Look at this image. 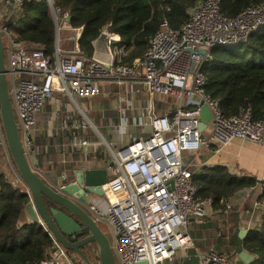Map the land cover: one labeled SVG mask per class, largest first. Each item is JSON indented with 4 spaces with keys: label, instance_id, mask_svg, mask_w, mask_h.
Here are the masks:
<instances>
[{
    "label": "built area",
    "instance_id": "2783aa9c",
    "mask_svg": "<svg viewBox=\"0 0 264 264\" xmlns=\"http://www.w3.org/2000/svg\"><path fill=\"white\" fill-rule=\"evenodd\" d=\"M29 1L0 0L5 7L16 8ZM47 1L56 25L52 59L42 46L16 41L4 25L0 28L6 40L7 79L24 150L29 158L35 152L38 116L55 93L74 102L91 100L101 96L104 82L122 84L138 79L147 93L173 99V109L146 124L148 136L114 152L115 165L102 187L104 195L101 201L92 199L87 211L112 237L117 264H176L182 252L195 247L191 225L205 223L213 206L212 199H197L192 168L199 163L187 156L203 149L220 153L235 140L264 146V121L254 120L250 109L238 116H224L206 93L203 70L214 49L244 45L264 29V5L228 18L222 13L221 0H200L180 31L163 21L144 55L124 63L128 51L120 45V35L104 28L95 42L96 53L88 58L79 45L83 28L72 27L68 13L56 8L53 0ZM62 32L68 35L62 36ZM64 44L72 48L66 51ZM203 105L212 113L209 134L199 128ZM78 129L86 131L89 125L84 123ZM0 135L7 150L1 120ZM80 144L89 142L80 137ZM7 164H13L8 150L5 159H0V173ZM20 183L13 187L29 194L22 179ZM231 208L226 203L225 213ZM68 256L58 246L37 264H63V258L72 264ZM195 257L199 264H231V256L214 249L196 252Z\"/></svg>",
    "mask_w": 264,
    "mask_h": 264
},
{
    "label": "trees",
    "instance_id": "16d2710c",
    "mask_svg": "<svg viewBox=\"0 0 264 264\" xmlns=\"http://www.w3.org/2000/svg\"><path fill=\"white\" fill-rule=\"evenodd\" d=\"M56 8L70 16L74 28H83L79 41L82 53L91 58L95 42L104 28L121 37L128 51L124 63L142 57L161 23L167 20L175 31L190 21L200 0H53ZM264 0H221L225 17L235 18ZM13 15L4 27L19 42L42 46L51 59L56 50V25L47 0H32L23 7L9 6ZM244 49V51H243ZM204 66L206 93L226 117L250 109L254 120L264 121V29L244 45L220 47ZM197 199H212L213 211L242 191L259 188L258 202L264 204V180L233 175L227 167H203L193 175ZM30 199L0 173V264H37L53 250L55 242L41 224H21ZM111 240V239H110ZM243 248L254 256L252 264H264V215L259 226L249 231ZM97 250L93 245L90 252ZM193 261L185 264H192Z\"/></svg>",
    "mask_w": 264,
    "mask_h": 264
},
{
    "label": "crops",
    "instance_id": "0c3cea01",
    "mask_svg": "<svg viewBox=\"0 0 264 264\" xmlns=\"http://www.w3.org/2000/svg\"><path fill=\"white\" fill-rule=\"evenodd\" d=\"M12 15L13 11L8 9L5 19ZM71 48V44H64L66 51ZM126 93L134 97L129 107L125 99L122 100ZM159 99L161 100H157L156 95L147 93L144 82L138 79H130L122 84L104 82L101 84V96L91 100L74 102L62 94H53L46 101L37 119L34 131L35 152L30 156L31 165L41 174L54 173L56 177L72 178L74 172L82 168L107 169L110 177V168L115 163L114 152L148 136L150 129L147 125V133L138 130L144 128V121L148 120L145 123L147 124L151 118L164 115L176 104L171 98L168 101L164 97ZM92 112L100 113L91 117ZM84 123L89 125L95 136L78 129ZM210 128L211 121L204 133L209 134ZM80 137L86 139L89 144L82 146ZM7 150L5 145L0 147V159H5ZM196 156L197 160H192L199 163L200 169L224 166L233 175L251 177L259 181L264 179V146L235 140L220 153H215L213 149H203ZM187 159L191 160L190 157ZM1 173L12 185L21 186L14 163L7 164ZM46 181L50 179L46 177ZM253 191V194L251 189L242 191L231 198L228 201L232 207L229 212L212 210L205 223H193L190 232L195 247L189 252H182L176 264L191 261L194 262L192 264H199L198 258L195 257L196 252H206L210 249L228 254L234 264H244L234 256L239 231L248 230L249 233L261 224L264 215V204L258 202L261 191L259 188H254ZM95 200L98 202L101 198L93 201ZM21 224H30L25 213ZM190 255L193 258H188Z\"/></svg>",
    "mask_w": 264,
    "mask_h": 264
},
{
    "label": "water",
    "instance_id": "95a60500",
    "mask_svg": "<svg viewBox=\"0 0 264 264\" xmlns=\"http://www.w3.org/2000/svg\"><path fill=\"white\" fill-rule=\"evenodd\" d=\"M7 74L6 46L0 32V120L6 146L29 191L26 195L30 201L25 214L30 224H41L56 244L53 251H57L58 246L63 247L72 264H95L94 258L98 259L99 264H117L110 238L87 211V205L92 199L103 197L102 187L109 181L108 170L82 168L76 170L72 178L37 172L22 144ZM200 120V131L205 132L212 120V113L206 105L202 107ZM2 145L0 135V147ZM46 177L50 181H46ZM247 235L248 230L239 231L234 256L244 264H252L254 256L243 248ZM93 245H96L97 250L91 253ZM65 260L63 258L61 262L69 264ZM230 263L234 264L232 257Z\"/></svg>",
    "mask_w": 264,
    "mask_h": 264
},
{
    "label": "rangeland",
    "instance_id": "374dc122",
    "mask_svg": "<svg viewBox=\"0 0 264 264\" xmlns=\"http://www.w3.org/2000/svg\"><path fill=\"white\" fill-rule=\"evenodd\" d=\"M9 9V6H7V7H5L4 6V4L2 3V2H0V25H4V19H5V15H4V13H5V11L7 12V10ZM6 20V19H5ZM60 22L62 23V16L60 17ZM1 28V27H0ZM68 35V33H61V35L62 36H64V35ZM9 35L11 36V37H13L14 38V33H9ZM4 41H5V44H6V40L4 39ZM243 51H244V49H243ZM157 96V100H161V99H159V97H161V96H159V95H156ZM125 99V101H126V105L129 107L130 106V102H133V100H134V97H131L128 93H126V95H124L123 97H122V100H124ZM148 100V99H147ZM166 101H168V99H166ZM171 101V100H170ZM172 102V101H171ZM99 113L100 112H92V113H90V116L91 117H95V116H98L99 115ZM148 120H145L144 121V123L142 124L143 125V127L144 128H140V129H138V130H140V131H142L143 133H147V127H145V123L147 122ZM90 128V127H89ZM95 130V129H94ZM96 131V130H95ZM85 132H87L89 135H93V134H95L94 133V131L90 128V129H87ZM134 135H137V134H134ZM93 136H95V135H93ZM97 137V136H96ZM191 158V159H193V160H197V156L196 155H188L187 156V158ZM115 164H113L112 165V167L114 166ZM199 170H201L199 167H193L192 168V171H193V173H195V172H197V171H199ZM97 199H99V198H97ZM102 229H104V231H107V229H105L104 227H102ZM110 239H111V242H113V239H112V237H110ZM221 253V252H220ZM95 264H99V261H98V259H95L94 258V261H93Z\"/></svg>",
    "mask_w": 264,
    "mask_h": 264
}]
</instances>
